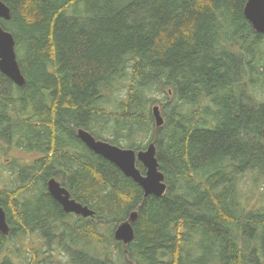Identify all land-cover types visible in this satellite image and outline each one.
Here are the masks:
<instances>
[{
	"label": "trees",
	"instance_id": "obj_1",
	"mask_svg": "<svg viewBox=\"0 0 264 264\" xmlns=\"http://www.w3.org/2000/svg\"><path fill=\"white\" fill-rule=\"evenodd\" d=\"M3 1L26 83L0 71V264L27 234L72 264H264V34L247 0ZM80 128L155 142L166 194L146 197ZM53 177L95 215L64 211ZM134 210L126 246L114 233Z\"/></svg>",
	"mask_w": 264,
	"mask_h": 264
},
{
	"label": "water",
	"instance_id": "obj_2",
	"mask_svg": "<svg viewBox=\"0 0 264 264\" xmlns=\"http://www.w3.org/2000/svg\"><path fill=\"white\" fill-rule=\"evenodd\" d=\"M244 14L254 29L264 34V0H247ZM0 18L7 20L11 18L10 7L3 0H0ZM0 71L17 85H25L26 79L18 60L15 36L1 24ZM153 115L156 125L158 127L162 126L165 120L159 105L153 107ZM78 137L93 152L116 164L126 176L137 182L142 187L146 197L149 195L163 196L166 194L168 185L166 176L160 169L155 142H151L144 149L135 150L133 148L121 147L107 140L98 139L84 128L78 130ZM138 162L145 167L144 173L138 167ZM47 185L49 193L60 203L64 211L84 217H93L95 215L93 209L74 199L70 191L56 178H50ZM138 216L137 210L132 211L129 218L121 222L115 229V238L122 241L126 246L135 238L134 223L137 221ZM0 231L4 235H8L10 232L7 214L2 206H0Z\"/></svg>",
	"mask_w": 264,
	"mask_h": 264
},
{
	"label": "rangeland",
	"instance_id": "obj_3",
	"mask_svg": "<svg viewBox=\"0 0 264 264\" xmlns=\"http://www.w3.org/2000/svg\"><path fill=\"white\" fill-rule=\"evenodd\" d=\"M125 91L126 89L124 90V92ZM157 97L160 98V96ZM4 149H6V145L4 142L0 141V160L3 159L5 161L7 157H1V155H3ZM26 159H29V156H26ZM7 175H9L8 171L5 172L4 176L7 177ZM2 181H5V179H0V183ZM250 187V176H247L241 185V190H243V192H246ZM245 196L246 198H248L250 203H253L256 200L257 194L248 192L245 193ZM23 237L24 238L20 239L18 242L16 241V244L14 242L13 245H10V247L6 249L7 254H10L9 256H11L14 264H72L70 263L67 253L58 250L50 251V249H47V247L45 246V243L38 239L37 235L31 236L30 234H27ZM15 246H18L22 250L24 256H26V261L15 254ZM54 247H58V245L55 244ZM28 249L29 251H26ZM12 250L13 253L11 254Z\"/></svg>",
	"mask_w": 264,
	"mask_h": 264
},
{
	"label": "flooded vegetation",
	"instance_id": "obj_4",
	"mask_svg": "<svg viewBox=\"0 0 264 264\" xmlns=\"http://www.w3.org/2000/svg\"><path fill=\"white\" fill-rule=\"evenodd\" d=\"M14 152V151H13ZM19 153V152H18Z\"/></svg>",
	"mask_w": 264,
	"mask_h": 264
}]
</instances>
